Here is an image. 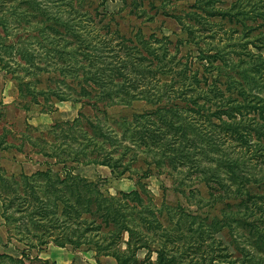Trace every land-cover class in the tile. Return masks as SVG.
Wrapping results in <instances>:
<instances>
[{"label":"trees","instance_id":"16d2710c","mask_svg":"<svg viewBox=\"0 0 264 264\" xmlns=\"http://www.w3.org/2000/svg\"><path fill=\"white\" fill-rule=\"evenodd\" d=\"M107 1L99 0L101 9L91 10L83 6L84 0H0V67L17 83L19 97H28L34 105L40 97L80 101L99 112L134 100L154 107L132 115L127 123L133 128L128 142L133 150L126 163L123 158L131 147L123 146L119 156L109 152L104 145L120 144L118 136L107 134L97 120L84 117L92 137L77 143L74 152L55 154L50 151L53 144L39 147L37 152L55 159L53 164L61 169L48 166L29 176L20 174L17 181L11 180L16 188L8 189L2 179L5 223L9 226L7 206L14 205L10 196L15 194L18 211L29 212L32 224L44 225L40 245H46L43 238H48L58 247L89 246L96 254L113 257L117 264H137L135 251L149 247L145 235H155L161 228L155 209L151 211L142 201L141 180L152 174L150 167L165 163L182 175L178 186L203 182L212 201L224 200L235 209L214 220L237 242L240 258L231 264H264V97L247 91L256 89L257 80L251 73L264 67V58L254 56L247 70L237 72L242 82L227 75L221 90L216 78L200 79L195 72L188 75L185 69L176 70L175 57L159 46L161 40L155 36L144 40L113 31L111 21L116 14L104 10ZM196 7L200 11L184 16L189 40L195 45L200 39L191 30L205 32L207 18L237 16L229 8L213 7L211 0H199ZM99 23L102 26L97 28ZM197 50L201 61L211 66L219 61L216 68L224 69L225 56L220 50H213V55H205L200 46ZM60 125L70 131L82 123L77 119L52 128ZM70 139L76 140L73 134ZM136 153L145 156L141 160L145 169H131L138 160ZM89 163L109 167L115 179L130 172L137 177L138 189L115 195L103 192L98 182L74 174L76 166ZM132 212L136 218H130ZM123 234L126 247L120 251L116 246ZM162 237H166L165 246L175 242L169 230H163ZM165 252L164 246H158L157 263L175 264L174 257H165Z\"/></svg>","mask_w":264,"mask_h":264},{"label":"rangeland","instance_id":"374dc122","mask_svg":"<svg viewBox=\"0 0 264 264\" xmlns=\"http://www.w3.org/2000/svg\"><path fill=\"white\" fill-rule=\"evenodd\" d=\"M132 1L134 4L131 0H126L127 5L122 0H108L105 3L104 10L110 15L116 14L115 20L111 21L112 30H119L126 37L136 35L144 40L155 36L161 40L159 46L166 47L169 55L175 57L176 70L185 69L188 75L195 72L200 79L204 76L208 80L216 78L221 90L225 89L227 75L242 82V76L237 72L247 70L254 56L261 55L264 58V16H258L260 13L264 14V0H211L213 7L229 8L237 16L215 15L207 18L205 32L191 30L200 39L199 42L196 39L197 45L189 40L185 29L188 21L184 16L192 10L200 11L196 7L199 0ZM98 4L99 0H84L83 6L100 10ZM175 16L181 19L177 20ZM105 21L106 18L103 22ZM101 26L99 23L97 28ZM198 46L205 55H213V50H220L225 56V62L222 61L224 69L219 71L216 68L221 65L219 61H214L212 66L207 61H201ZM251 75H255L258 85L256 89L247 91L251 96L264 97V67ZM233 97L236 95L233 94ZM38 100L39 104L34 105L29 103L28 97H19L17 83L0 67V188L5 183H1L2 179H5L8 189L9 186L16 188L11 180L17 181L20 174L29 176L48 166L55 171L60 170L61 165L53 164L55 159L42 156L37 149L45 144H53L54 148H50V151L55 154L61 151L74 152L77 143H83L85 138L92 137L83 117L92 122L97 120L107 134L118 136L120 144L106 143L104 146L106 150L114 151L119 156L123 153V146H127L130 141L133 128L127 123L132 121V115L154 108L145 101L134 100L129 105L114 104L104 108L103 103L102 106L99 103V107L104 109V112H99L80 101L59 102L53 98L45 101L41 97ZM77 119L81 121V127L76 126L70 131L63 125L52 128L55 124ZM72 134L77 141H71ZM128 146L131 150L123 158L125 163L128 162V156H132V146ZM141 150L145 151L143 147ZM136 155L139 161L132 162L131 169H145L146 165L141 161L145 156ZM150 170L152 174L141 180L144 187L140 192L144 205L151 211L155 209L161 228H157L155 235L149 232L145 235L149 247L135 251L137 264H158V246L165 247V257H174L175 264L236 262L240 255L235 248V238L230 236L226 227L214 222L222 214H229L235 209L231 205L227 206L224 200L212 201L203 182L194 183L188 188L178 186L182 175L173 173L165 163L156 168L152 166ZM74 174L98 182L101 190L110 195L138 189L135 175L130 176V172L126 171L119 179H115L111 175V169L104 165L80 164L75 167ZM184 182L188 184V181ZM183 188L186 189L181 193ZM40 190L41 188H36L37 192ZM10 200H14V205L8 203L7 206L9 226L5 223L0 200V264H13L10 260L12 258L21 260L24 264H117L113 257L96 254L89 246L77 249L72 246L58 247L48 238H43L46 245H40L42 240H39V235L42 234L44 225L32 224L29 221L34 218L29 216V212L18 211L15 194H11ZM130 218H136L134 212ZM130 224L135 227V223ZM27 228L30 229V234ZM163 230H169L175 239L173 244H163L166 240V237L160 238ZM126 240L127 236L123 234L116 246L118 250H125ZM237 241L240 248H243L242 240ZM212 258L216 260L210 263Z\"/></svg>","mask_w":264,"mask_h":264}]
</instances>
